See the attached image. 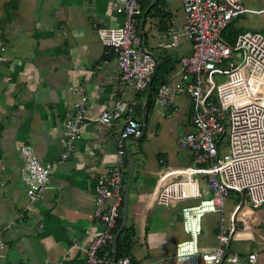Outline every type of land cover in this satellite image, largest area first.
<instances>
[{"label": "crops", "instance_id": "crops-1", "mask_svg": "<svg viewBox=\"0 0 264 264\" xmlns=\"http://www.w3.org/2000/svg\"><path fill=\"white\" fill-rule=\"evenodd\" d=\"M183 2L157 0L143 7L138 33L159 64L150 88L139 93L132 87L122 89L116 55L96 34L99 27L122 24L116 0H0V47L5 48L0 52V231L6 243L0 264H84L82 248L105 228L94 217L96 185L115 160L123 123L121 119L101 125L96 117L124 101L145 124L141 141L147 139L148 127L156 118L149 98L167 77L182 81L178 62L191 53L186 36L174 48L162 46L170 41L166 37L170 30L180 31L185 24ZM80 93L88 97L86 123L74 141L73 153L52 169L49 188L33 202L21 180L23 160L18 148L28 142L43 164L59 161L67 144L63 122ZM157 108L163 116L166 110L171 113L170 108ZM190 118L191 114L189 122ZM139 142L126 141L136 160L129 203L157 185L163 168L159 161L168 162L165 154L157 153L156 144H144L141 152ZM128 173L129 168L124 192ZM176 203L153 208L146 218L129 211L120 254L135 264H189L175 257L176 245L186 239ZM122 207L123 217L124 202ZM240 221L244 227L239 231L237 226L232 244L247 242L237 253L248 255L255 264L257 256L264 254L257 248L258 224ZM113 252L112 242L103 253L113 257Z\"/></svg>", "mask_w": 264, "mask_h": 264}, {"label": "built area", "instance_id": "built-area-1", "mask_svg": "<svg viewBox=\"0 0 264 264\" xmlns=\"http://www.w3.org/2000/svg\"><path fill=\"white\" fill-rule=\"evenodd\" d=\"M157 0H116L123 14L118 27H99V41L117 58L122 89L147 91L155 76L158 59L144 45L138 33L139 17L148 2ZM262 8L245 6L243 0H184L185 24L180 31L170 30L165 48L178 46L179 38L191 41V53L179 60L182 81L167 77L156 88L152 107L175 109L177 100L185 97L192 104V130L177 139L190 156V164L173 166L160 159L163 166L157 185L139 191L129 203L132 214L146 218L153 208H168L174 202L203 197L198 205L182 208L183 228L189 239L176 245L178 260L189 264H251L249 256L232 251L237 233L238 215L244 212L246 198L257 210H264V26L235 27L237 21L251 15L264 14ZM235 30L234 39L223 40L227 27ZM164 37V38H166ZM5 50L0 47V52ZM225 76L218 84L216 76ZM126 110V114L123 111ZM133 108L124 101L103 109L96 117L101 125L123 119L117 136L115 160L97 180L94 217L104 230L82 248L84 264H135L129 256L113 257L103 252L114 240L117 223L122 216L125 177L128 170L126 141L144 135L143 123L133 116ZM88 116V97L81 94L68 110L62 135L66 150L61 159L43 164L31 143L19 146L23 160L21 180L31 201H36L49 188L52 169L73 153L75 139ZM228 135V152L221 146ZM185 170V172H183ZM240 195L228 218L222 215L213 249L201 250L199 236L202 217L207 212L223 211L231 193ZM241 199V200H240ZM201 218L195 223L198 215ZM6 243L0 231V259ZM152 262H154L152 260ZM155 263V262H154Z\"/></svg>", "mask_w": 264, "mask_h": 264}, {"label": "rangeland", "instance_id": "rangeland-1", "mask_svg": "<svg viewBox=\"0 0 264 264\" xmlns=\"http://www.w3.org/2000/svg\"><path fill=\"white\" fill-rule=\"evenodd\" d=\"M245 5L252 6V8H262L261 0H245ZM263 18L264 14L251 15V17L247 20L242 17L235 27L243 26L244 28H259V26L263 23V21L261 20ZM216 80L218 84H221L225 82L226 77L218 75L216 76ZM174 107L175 109L170 108L171 113L169 112V114H167L168 111L166 110L164 116L160 114L159 108H156L153 111L156 115L154 124H150L148 127L147 139L145 141L139 142L141 146V149L139 150H141L142 152L143 145L148 142L153 145L156 144L157 153L165 154L164 156L167 157L168 164L173 166H186L190 164V156L186 150L180 148L177 139L186 132L192 130V126L189 122V115L191 114L192 104L185 97H180ZM227 138L228 135L225 136L222 142V156H224L228 152ZM183 172H185V170ZM208 196V193L204 191L203 197L201 198L179 201L174 205L176 212L181 215L183 207L198 205L201 199H208ZM239 197V194L233 192L231 193L230 197L226 199L223 211L207 212L204 214L201 221L202 232L199 236L200 248L207 247L208 249H211L215 245L216 231L220 227L221 217L222 215L226 218L229 217L234 205L239 201ZM244 200V210H249L242 212L241 215H238V221L240 222L237 224V226L239 227L238 230L241 231L244 227L240 221L241 218L244 219L248 223V225L256 220L255 223L258 224L257 229L259 231L258 235L260 234V236L262 237L259 238L257 236L260 242V245L257 246V248L258 250L264 251V210L260 209L258 211H250L252 209H257H255L253 207V204H251L246 198ZM182 234L184 238L189 239V235L186 234L183 229ZM246 246L247 242H234L231 249L232 251L243 252V249L246 248Z\"/></svg>", "mask_w": 264, "mask_h": 264}, {"label": "water", "instance_id": "water-1", "mask_svg": "<svg viewBox=\"0 0 264 264\" xmlns=\"http://www.w3.org/2000/svg\"><path fill=\"white\" fill-rule=\"evenodd\" d=\"M144 128V135H145V124L143 126ZM144 135L140 138L137 139H133L135 141H141L144 138ZM126 153L127 156L130 160V166H129V173H128V178H127V183H126V188H125V192H124V221L123 224L121 225L120 229L117 231V233L114 236V240H113V261L115 262L117 259V239L119 234L122 232V230L125 228L126 223H127V219H128V214H129V189H130V185H131V181H132V177H133V173L135 170V166H136V160L135 157L130 153V151L126 148Z\"/></svg>", "mask_w": 264, "mask_h": 264}, {"label": "trees", "instance_id": "trees-1", "mask_svg": "<svg viewBox=\"0 0 264 264\" xmlns=\"http://www.w3.org/2000/svg\"><path fill=\"white\" fill-rule=\"evenodd\" d=\"M234 33H235V31H234L233 28H231L230 26L227 27L223 31V36H222L223 40H225L226 42H229V41L233 40L234 39V37H233L234 36ZM153 98H154V95L151 96V98H150V101H152V103H153ZM122 223H123V217L121 216L120 219H119V221H118V223H117V229H116V231H118V229L121 227ZM123 232L118 237V257H121V254H120L121 253V246H122L121 245V236H122ZM133 262H134V260H133Z\"/></svg>", "mask_w": 264, "mask_h": 264}, {"label": "bare ground", "instance_id": "bare-ground-1", "mask_svg": "<svg viewBox=\"0 0 264 264\" xmlns=\"http://www.w3.org/2000/svg\"><path fill=\"white\" fill-rule=\"evenodd\" d=\"M157 74V73H156ZM154 88V87H153ZM152 90V89H151ZM150 99V98H149ZM150 103V102H149ZM147 126V125H146ZM201 218V215L199 214L196 218H195V223L198 221V219ZM122 219V218H121ZM125 235V234H124ZM124 252V251H123ZM263 255H258L257 258L255 259V264H260L262 258H263ZM122 256V255H121ZM259 259V260H257Z\"/></svg>", "mask_w": 264, "mask_h": 264}, {"label": "clouds", "instance_id": "clouds-1", "mask_svg": "<svg viewBox=\"0 0 264 264\" xmlns=\"http://www.w3.org/2000/svg\"><path fill=\"white\" fill-rule=\"evenodd\" d=\"M127 158H128V156H127ZM128 168H129V166H128Z\"/></svg>", "mask_w": 264, "mask_h": 264}]
</instances>
